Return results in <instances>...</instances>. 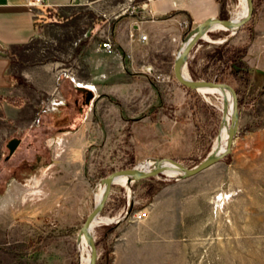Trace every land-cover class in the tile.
<instances>
[{
  "label": "rangeland",
  "instance_id": "obj_1",
  "mask_svg": "<svg viewBox=\"0 0 264 264\" xmlns=\"http://www.w3.org/2000/svg\"><path fill=\"white\" fill-rule=\"evenodd\" d=\"M142 1L97 0L98 18L118 23V32L123 15ZM218 1L217 17L238 5ZM253 3L234 34L208 31L187 56L190 78L220 80L238 92L230 152L183 179L135 180L130 194L114 184L99 212L114 219L93 229L96 264H264V0ZM179 26L176 39L144 40L139 64L152 66L149 73L137 64L116 74L115 88L92 90L88 106L65 83L56 85L63 96L56 102L25 106L9 114L14 121L0 113V264H79L77 237L100 180L146 158L191 167L208 154L223 125L222 97L174 78V56L195 25ZM232 48L236 59L225 62ZM61 60L60 69L73 66ZM12 137L21 141L7 156ZM129 196L134 203L121 220ZM136 211L145 216L133 219Z\"/></svg>",
  "mask_w": 264,
  "mask_h": 264
},
{
  "label": "crops",
  "instance_id": "obj_2",
  "mask_svg": "<svg viewBox=\"0 0 264 264\" xmlns=\"http://www.w3.org/2000/svg\"><path fill=\"white\" fill-rule=\"evenodd\" d=\"M29 1L33 0H0V95L22 99L19 105L0 102V113L13 121L17 118L9 114L17 115L25 106L63 98L58 86L65 83L83 93L82 99L88 91L103 94L115 88L116 74L140 65L139 50L145 42L139 38L141 31L147 41L176 39L181 21L196 25L208 16L221 15L222 10L218 0H143V7L142 2L134 3L132 13L123 15L116 32L118 23L98 18L97 0H42L33 5ZM104 24L110 25L105 32ZM106 36L130 58L105 53L99 40ZM66 58L73 66L60 69L61 59ZM68 120L64 122L72 121Z\"/></svg>",
  "mask_w": 264,
  "mask_h": 264
},
{
  "label": "water",
  "instance_id": "obj_3",
  "mask_svg": "<svg viewBox=\"0 0 264 264\" xmlns=\"http://www.w3.org/2000/svg\"><path fill=\"white\" fill-rule=\"evenodd\" d=\"M247 2L249 4V9H248L247 15L239 22L233 21L231 16H228V17L208 16L205 19H203L201 22H199L197 25L192 27L183 39V41L188 40L187 43L185 45H182V44L180 45V47L176 51V54L174 56V59H173L172 65H171L172 74H173L174 78L180 84H182V85H184L190 89L196 90L199 87H207V88H219L221 90H225V89L230 90L231 95H232V114L230 116V123H229L228 130H227L225 147L221 151H216V153H214V154H212L209 151L208 154L200 162H198L196 165L191 166V167L185 166L180 162L173 161V166L178 167L182 170V172L180 174H177V175L167 174V173L162 172V171H151V172L143 173V172L138 171L135 168V166L122 167V168H119V169L112 171L111 173H109L108 175H106L104 177V180L108 183V188L106 189L105 194L103 195V197L99 201L94 202L92 208L86 214L81 228L84 227L85 225L89 224V220L92 217V215L95 214V212H100L103 205L105 204V202L107 201V199L110 197V195L113 192V186H114V184H116L115 178L119 172L125 170L131 174L130 179H129V186H130V183L135 181V180L142 179V178L161 176V175H164L165 177H168V178H171L174 180H179V179H183L185 177H188V176H191V175L198 173L199 171L210 166L211 164L217 162L223 156H225L227 153L230 152L232 140H233V137L237 131V126H238L237 96H236V93H235L233 87L231 85L225 83V82H220V81H216V80L192 79L190 77L185 78L179 70V63H180L182 58H185V57L187 58L189 53L196 47V45L198 44V41L204 36L205 28L209 23L220 22V23L224 24L225 26H227L228 28H234L235 31L232 33V34H234L239 29V27H241V25L243 23H245L246 21H248L251 18L252 14H253V9H254L253 0H247ZM226 30H230V29H226ZM90 95H91V92L88 91V95L86 96L87 102H88V97ZM223 112L221 115V120L225 117ZM20 141H21V139L19 137H12L7 141V143H6V147L8 149V155L7 156L11 155L15 151V149L19 145ZM128 193L130 194V187H129ZM133 203H134L133 199L129 196L128 202H127V207H126L124 214L121 217V220L127 218L129 213L131 212ZM89 240H90V245H91V264H96L97 247H96L95 236H94L93 231H90V233H89Z\"/></svg>",
  "mask_w": 264,
  "mask_h": 264
},
{
  "label": "bare ground",
  "instance_id": "obj_4",
  "mask_svg": "<svg viewBox=\"0 0 264 264\" xmlns=\"http://www.w3.org/2000/svg\"><path fill=\"white\" fill-rule=\"evenodd\" d=\"M248 9H249V4L247 0H238V5L234 8L231 14L233 21L235 22L241 21L247 15ZM216 29H223V30L230 29L229 31L231 32V34L235 31L234 28H228L227 26H225L220 22H211L206 26L204 36L207 37L208 39L209 37L207 36V32ZM187 41L188 40H184L182 41L181 44L185 45ZM186 64H187V58L186 57L182 58L179 63V70L185 78H188L189 76L186 72ZM196 90L202 93L215 91L218 92L222 97L221 107H222V112L224 111L223 113L225 117L222 119L223 125L221 127L220 133L218 137L214 140L210 150V152L214 154L216 153V151H221L225 147L229 120L232 114V95L229 89L221 90L219 88L199 87ZM49 143H51L50 140ZM135 168L143 173L151 172V171H162L167 174L177 175L182 172L180 168L173 166V160L170 158H161V159L146 158L138 162L135 165ZM130 176H131L130 173L123 170L119 172L118 175L116 176L115 183L124 185L126 186L127 190H129L128 186H129ZM97 186L99 187V189H96L94 191L95 202L99 201L103 197L106 189L108 188V183L104 179H102L98 182ZM112 219L114 218L109 216H100L99 212H95V214H93L92 217L90 218L89 224L81 228L77 237L79 264H91V245L89 240L90 231H93L96 225H99L100 223H104V222L105 223L110 222Z\"/></svg>",
  "mask_w": 264,
  "mask_h": 264
},
{
  "label": "built area",
  "instance_id": "obj_5",
  "mask_svg": "<svg viewBox=\"0 0 264 264\" xmlns=\"http://www.w3.org/2000/svg\"><path fill=\"white\" fill-rule=\"evenodd\" d=\"M42 0H33V1H29V4L33 5V4H39L41 3ZM146 3L144 2L142 4V7L145 5ZM130 12H132L130 10ZM139 38L141 40H145L147 38V34L144 32H141L139 34ZM100 47L102 48L103 51L112 54V55H116L117 57H122V53L120 52V50L115 46V44L113 43V41L110 39V37H105V39L100 43ZM124 56H126L128 59L130 58L129 54H125ZM123 56V57H124ZM140 70L143 72H150L152 70V66L150 65H146V66H141ZM68 70H64L63 72H66ZM68 76L72 79V75L68 74ZM76 86H81V83H75ZM145 216V212L144 211H136L135 213L132 214V218L135 220H140Z\"/></svg>",
  "mask_w": 264,
  "mask_h": 264
},
{
  "label": "trees",
  "instance_id": "obj_6",
  "mask_svg": "<svg viewBox=\"0 0 264 264\" xmlns=\"http://www.w3.org/2000/svg\"><path fill=\"white\" fill-rule=\"evenodd\" d=\"M230 47V46H229ZM229 47H228V49H227V47L224 49V51L226 50H229ZM222 48V47H221ZM230 50H232L231 51V53H229V54H227V56H225L226 58H224L225 60V62L226 61H230V60H233V59H236V52L238 51V49H230ZM228 52V51H227ZM226 52V53H227ZM221 58V57H220ZM220 58H218V59H220ZM237 70H239V69H237ZM242 72L243 73H245V74H248L249 73V69L248 68H242ZM220 81V80H219ZM233 89H234V91L236 92V93H238L237 92V90L233 87ZM91 92V91H90ZM92 93V92H91ZM85 98H86V96H84V98L82 99L85 103H83V104H85V105H87L88 103L85 101ZM2 101H5V102H8V103H10V104H13V105H19L20 103H21V101H22V99L21 98H18V97H10V96H2V95H0V102H2ZM96 244H97V242H96Z\"/></svg>",
  "mask_w": 264,
  "mask_h": 264
}]
</instances>
